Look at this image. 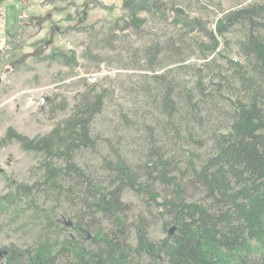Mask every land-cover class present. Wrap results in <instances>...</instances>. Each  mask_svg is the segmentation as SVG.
<instances>
[{"label": "trees", "instance_id": "trees-1", "mask_svg": "<svg viewBox=\"0 0 264 264\" xmlns=\"http://www.w3.org/2000/svg\"><path fill=\"white\" fill-rule=\"evenodd\" d=\"M121 13L93 50L140 35L145 15L172 29L138 50L137 86L155 115L141 124L122 115L129 137L98 133L111 93L95 84L51 132L14 133L41 156L40 177H7L0 217L12 209L21 230L39 222L28 244L9 247L6 264H264V0L225 11L214 29L165 0H121ZM44 58L77 64L74 51ZM86 151L95 165L78 161Z\"/></svg>", "mask_w": 264, "mask_h": 264}, {"label": "rangeland", "instance_id": "rangeland-1", "mask_svg": "<svg viewBox=\"0 0 264 264\" xmlns=\"http://www.w3.org/2000/svg\"><path fill=\"white\" fill-rule=\"evenodd\" d=\"M174 2L192 14L203 16L214 29L215 22L225 11L259 0H165ZM121 13V0H4L0 6V195L7 194V177L16 182L32 183L40 177L41 156L23 149L12 139L14 133L36 138L51 132L62 120L71 116L79 96L90 86L107 88L102 115L94 129L108 135L129 137L123 127L122 115L127 114L139 124L150 122L155 113L150 101L139 92L138 82L143 73L142 57L138 52L151 40L169 36L168 23L148 19L140 35L130 34L116 43V50L94 48L93 38H101L107 24ZM85 20L86 23L80 25ZM84 28L77 30L76 26ZM90 26H93L92 29ZM85 28H87L85 30ZM85 30V31H84ZM9 48V49H8ZM74 51L77 64L65 66L49 56L58 50ZM91 50L89 58L84 57ZM3 54H6L3 57ZM8 58V62L1 60ZM161 68L158 69L160 71ZM144 75V74H142ZM135 85V86H133ZM97 86V87H98ZM100 88V89H101ZM150 104V105H149ZM135 139H140L136 132ZM140 134V136L138 135ZM135 139L127 138L128 150H135ZM95 153L86 151L78 161L87 165L98 162ZM134 211L141 210L137 199L129 197ZM133 214H135L133 212ZM28 216V215H27ZM154 222L152 232L161 236L156 214L148 213ZM12 209L0 217V249L12 244L22 247L29 243V233H35L38 222L21 230ZM28 233H25L23 231ZM34 234L31 236L33 237ZM31 238V237H30ZM26 239V240H25Z\"/></svg>", "mask_w": 264, "mask_h": 264}, {"label": "flooded vegetation", "instance_id": "flooded-vegetation-1", "mask_svg": "<svg viewBox=\"0 0 264 264\" xmlns=\"http://www.w3.org/2000/svg\"><path fill=\"white\" fill-rule=\"evenodd\" d=\"M9 49V48H8ZM1 251L5 252L2 257H0V264H6L7 261V256H9V248L5 249H0Z\"/></svg>", "mask_w": 264, "mask_h": 264}, {"label": "water", "instance_id": "water-1", "mask_svg": "<svg viewBox=\"0 0 264 264\" xmlns=\"http://www.w3.org/2000/svg\"><path fill=\"white\" fill-rule=\"evenodd\" d=\"M63 223H64L66 226H68V227H72V226H73V223H72L71 220H68V221L64 220ZM4 253H5V252H3V251L0 250V257H2V255H3Z\"/></svg>", "mask_w": 264, "mask_h": 264}]
</instances>
